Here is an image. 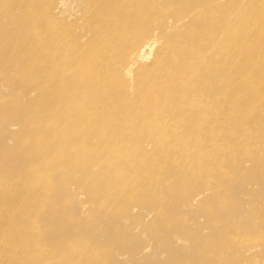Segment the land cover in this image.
<instances>
[{"label": "rangeland", "instance_id": "374dc122", "mask_svg": "<svg viewBox=\"0 0 264 264\" xmlns=\"http://www.w3.org/2000/svg\"><path fill=\"white\" fill-rule=\"evenodd\" d=\"M225 1L217 5L216 0H192L205 13L212 11L219 23L226 17ZM110 17L119 26L125 21L133 26L136 34L130 36L144 43L140 54L141 47H130L129 35L108 40L125 70L110 100L121 113L123 104H135L129 126L124 125L133 133H125L126 138L118 132L124 126L109 125L100 117L94 118V125L93 117L83 119L85 124L70 117L68 122L64 110L75 111V103L82 104L88 92L75 97L82 84L73 85L69 78L58 82L63 63L45 55L61 54V47L51 45L48 37L57 31L87 56L105 36V23L102 27L99 21ZM211 23L205 14L193 16L181 0H0V229L15 239L0 260L264 264V86L256 83L262 68L235 67L238 59L219 60L207 46L202 59L209 69L180 72L173 67L160 72L167 85L152 88V96L165 102L158 114L150 110L148 116L177 120L176 130L147 126L141 122L143 109L137 107L141 91L149 90L136 87V77L157 73L159 64L168 66L173 59L185 60L193 40L207 36ZM215 29L208 30L214 39L221 35ZM235 32L247 31L236 27ZM242 45L236 49L254 51ZM78 60L76 54L73 66L83 67L84 60ZM189 73L202 80L193 91L184 88L191 85ZM244 76L255 86L247 94L235 85ZM88 83L87 89L96 85ZM186 92L190 101L201 100L206 106L193 114L195 127L187 122L189 102L178 104ZM240 97L249 104H240ZM97 108L92 103L87 112ZM224 121L231 131H224ZM240 122L248 124L240 128ZM197 133L198 149L194 143H179L180 135L191 138ZM146 135L168 138L172 144L162 148ZM134 146L139 152L132 153ZM31 226L35 231L28 229ZM25 247L34 254L28 261Z\"/></svg>", "mask_w": 264, "mask_h": 264}, {"label": "bare ground", "instance_id": "6f19581e", "mask_svg": "<svg viewBox=\"0 0 264 264\" xmlns=\"http://www.w3.org/2000/svg\"><path fill=\"white\" fill-rule=\"evenodd\" d=\"M181 1L183 4L189 5V7L191 9V13L193 14V16H197L198 14H200V15L205 14L207 17H209L212 20V23L214 22L213 24L211 23L212 25L210 24L209 29L212 27V30H213V26L216 25L218 29H215L214 32H218L221 35L214 39L213 38L214 36L212 35V30L209 32L208 31L209 29H208L206 31L207 33L205 32L207 34V36H205L203 38L199 37V39H196L195 41L192 39L193 40L192 46H194V47H192L190 49V53L187 54V57L185 58V60L177 61V59H173L170 63H168V66L161 67L162 64H159L157 73L142 74V75L136 77V79H137L136 82L133 81L136 84V87L137 86L143 87V89L146 88L149 90V91H144V90L141 91V94H140L141 100L138 103L137 107L140 106L143 109L142 110L143 114L140 116L141 122L145 123L147 126H150V127H163V126H169L170 125V126H173L175 130L178 128L177 127V120L162 118L161 116L153 117L150 119V117L148 116V111H150V110L153 111L154 115L158 114V112L161 108V105H163V103L165 102L164 100L158 101L155 97L152 96L153 93H151L152 88H154L156 86L165 87L167 85L165 80L162 79V77L160 76V74H161L160 72H162V71L167 72V71L171 70L173 67L176 69H180V72H182V70H184V69H188L192 72L194 70V67H201V66H203V67L207 66L205 69H209V63L207 61H204L205 59H202V57L204 55V49L207 46H210V49L212 52H216L217 56H219V60H226L229 58L238 59L237 63L235 64V67H241V66L242 67H251L254 65L255 67H257L259 69L262 68V72L260 75L261 77L257 80L256 83H257V85L264 86V0H226L225 1V7H227L226 11H225L226 17H225V20H223L221 23H219L220 19L214 20L215 16H214L212 11L205 13L202 9L196 8L195 4H193L194 2H192V0H181ZM216 4L219 5L218 0H216ZM184 18L186 19V17H184ZM183 19L181 18L180 21ZM99 22H102V27H103V24L105 23V36H104V38H103V34L100 36V38H99L100 40H99V44H98L99 48L91 50L90 51L91 53L88 54L87 56H85L83 51H80L77 48V46L74 44L73 40L70 39L69 36L62 37V34H60L57 31H53L52 35L50 34V36H48L49 39H51L50 40L51 45H54L57 43L56 47L60 46L62 49V52L59 55H57L54 52H47L48 54H46V52H45V55H47V57H49L51 60H54V61L59 60L63 63V65L59 67V72L61 74L59 77H57L58 79L56 78L57 81L61 80L63 82L64 78H69V79L73 80L72 81V82H74L73 85H76L77 84L76 82L81 83L82 86L77 85V86H80L82 88H81V90H79L75 94V97H77V96L82 97V95L84 93L88 92L87 95L85 96V99L83 100L82 104L75 103V105L77 107L75 111L72 110V112L69 113V110L65 109L64 111H66V112H64V114H63L62 113L63 111H62L61 113L65 116L66 113L68 112L66 117H67V119L70 117L71 121H74V120L78 121V119H79V121H82L83 119H85V121H86V120H90L93 117L92 119L95 120V122L91 121V123L93 125L96 123V119H94L96 117H100V118L104 119V121L106 120V123H108L109 125H113V123L119 124L122 126H124L126 124L128 125V123L130 122V112H133V110L135 108V104L131 105L132 102L123 104L125 106V108L122 109L124 112L121 113L120 111L117 110V105L115 104L116 102L110 100L111 89L115 86V84L117 83V80L119 78H121V76L123 75L125 70L121 66L117 52H114L113 49L109 48L110 43L108 40L110 39L113 41L116 37H118V39L120 40V39H123L124 37L126 38L129 35V38H127V39H129L128 43L130 44V47L131 48L132 47H141L139 49L140 54H142L144 51L143 50L144 49V47H143L144 43H143V40H141V38L140 39H134L132 36H130L132 34H136V32L134 31L135 28H133V26H131L129 23H126V21L123 23L121 22L120 26L116 22L115 17H110V18L106 19L105 21L101 20ZM236 27H242L243 30L245 28L247 31L246 35L245 34L241 35L239 33H236L235 32ZM33 30L31 31L30 36L34 37V41H35V30L34 31ZM222 35L224 37L223 40H222ZM142 36H143V33L140 37H142ZM34 41H31L30 43L32 44V42L34 43ZM239 43H242L243 45L250 46L251 48H253L254 51L252 53L248 52L247 54L242 53V51H238L236 48L238 47ZM194 44H198V46H195ZM42 50H44V48ZM76 54H78V59H79L78 62L84 60V62L81 63L82 65H84L83 67L73 66L74 65L73 63L75 62V59H76ZM45 55H43V56L45 57ZM25 57L28 58L29 56H25ZM47 57H45V58L49 59ZM101 63H104V66L102 68H99V65H101ZM179 75H182L185 77L184 74H179ZM177 78H178V74L172 75L173 81H176ZM188 79H189L191 85L189 86V85L185 84L184 88L185 89L188 88V89H190V91H193V89L196 87V85H200V82H202V80L194 73H189ZM87 80L89 82H92L93 84H96V85L93 87H90L88 89L85 88L89 85ZM178 81L182 82V81H184V79L179 78ZM128 85H129V83H128ZM128 85H127V88H128ZM205 85H202V86L208 87ZM235 85L236 86L241 85L240 87H242V90L245 89L244 92L246 94L248 93V91L251 90V88L255 87L254 82L245 76L243 79H237V81L235 82ZM238 87L239 86H237V88ZM74 89H80V88L75 87ZM44 90H46V89H44ZM242 94H243V92H242ZM185 95H187L188 97ZM189 96H191V93H188V92H186V94L182 93L180 96L181 101L179 100L178 104L180 106H184L185 101L189 102L187 106L189 109L188 111H190V113H189V116L187 117L188 118L187 122L190 125H192L193 127H195V125L193 123H191L193 114L196 115V114L200 113L201 111L206 110V106L204 105L203 101H201V100L190 101L191 99H189ZM243 97H240L241 98L240 104L243 102H244L243 104H249V102H245L246 99H244ZM123 100H121V101H123ZM92 103L94 104V108H97V103H100L101 106L95 110H90L89 112H87L88 111L87 108ZM72 104H73V102L71 101L70 105L72 106ZM68 105L69 104H67V106ZM166 107L167 108L170 107V104H167ZM112 108H114V110H112ZM63 109H61V110H63ZM70 109H71V107H70ZM72 114H73V116H72ZM58 115H59L58 116L59 118L57 117V115H56V118H58V119L63 118L64 119L63 116L61 118L60 114H58ZM72 117L74 119H72ZM70 118H69L68 122H70ZM67 119H65V120H67ZM85 121L84 122L82 121V123L85 124ZM224 122H225V125H224L225 130L224 131H227V132L231 131L230 130V124L227 121H224ZM88 123H90V122H88ZM242 124L246 125V124H248V122H244V123L240 122L238 124V126L240 128L245 126ZM200 125H203V127H205V128L210 127L209 122H202ZM262 126L264 127V125H262ZM199 128H201V127H199ZM119 129H120V127H119ZM74 130H76V128ZM92 130H93V126H92ZM105 130L107 131V129H105ZM130 131H131V129H125V126H124V129H121V131H118V132H119V135H121L123 138L127 133L131 134L132 131L131 132ZM115 134H116V131H115ZM116 135H118V133ZM114 136L115 135L113 133V137ZM121 136L118 138H121ZM180 136H181L180 141L177 140V141H179V143H181L182 141L183 142L185 141V143H187V142H189L191 144L194 143L195 149H198L201 145V139L199 140V138H200L199 133H197L196 135H194L191 138H188L187 136L182 137V135H180ZM180 136H176L175 138L177 139ZM106 137L108 138V134ZM146 137L149 140L153 141V143L155 142L154 143L155 145H159L162 148L164 147L165 143L170 144V145L172 144V143L168 142V138L164 139L162 136H158V135H155V136L149 135L148 136V135H146ZM102 138H103V136H102ZM124 138H126V137H124ZM239 138H240V136H239ZM111 139H112V137H111ZM24 140H25V142L27 141V139H24ZM25 145H27V144H25ZM252 147H254V146H252ZM212 148H213V146H212ZM174 149L177 150V148H170L169 150H174ZM203 150H205V149H203ZM192 151H194V150H192ZM136 152H139V151H138L137 147L134 146L132 149V153H136ZM4 222H6V221H4ZM28 229L29 230L31 229L32 230L31 232H33V231H35L36 227L31 226V228H28ZM1 230L2 229H0V246H1L0 256L2 254H4V256H7L8 252L10 251L9 246L12 245L9 243L12 241L14 242L15 239L12 240L9 236L7 237V234L4 233V232H6L5 230H4V232H2L3 234H1ZM13 232H16V231H13ZM11 234H12V232H11ZM7 244H9V246ZM25 244L27 246L28 243H25ZM14 246H17V245H14ZM32 247L34 248V246H31V248ZM18 248H19V246L17 247V249ZM15 249H16V247H15ZM15 249H12V251H14ZM25 249H27V248L26 247L24 248V253L27 252V255H26L27 258L25 256V258L27 260H25V261H28V257L32 258V256L34 254L31 253V256H30V249L28 248L26 251H25ZM36 249H33V250L35 251ZM6 250H8V251H6ZM3 251H6V252H3ZM22 252H23V250H22ZM17 253L19 255V250L17 251ZM12 255L14 256V254H12ZM21 256L24 257V255H21ZM18 258H20V257H18ZM39 258L41 259V257H39ZM39 258L35 257V260L39 259ZM13 259H16V258L11 257V259H8L6 261L0 260L1 261L0 264H15L14 263L15 260H13ZM40 259L36 260V262L40 261ZM19 260L20 259H18L17 262H19ZM31 260H30V262H31ZM24 263L27 264V262H24ZM28 264H29V262H28ZM30 264H35V263L31 262Z\"/></svg>", "mask_w": 264, "mask_h": 264}]
</instances>
